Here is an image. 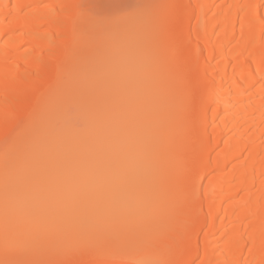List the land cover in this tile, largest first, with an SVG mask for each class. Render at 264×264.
I'll return each instance as SVG.
<instances>
[{"label": "bare ground", "instance_id": "obj_1", "mask_svg": "<svg viewBox=\"0 0 264 264\" xmlns=\"http://www.w3.org/2000/svg\"><path fill=\"white\" fill-rule=\"evenodd\" d=\"M82 2L104 15L118 4L179 6L168 58L144 47L149 67L139 87L149 96L153 125L129 180L142 188L178 177L159 194L185 203L181 264H264V0H0V141L11 127L5 116H26L38 97L46 101L43 121L55 124L70 100L75 111L83 75H67L59 90L52 85L73 38L75 10L63 6ZM172 48L188 58L194 130L185 86L169 70ZM41 127L36 121L18 132ZM53 142L48 137L40 147ZM2 221L0 192V260ZM76 264L98 262L83 256Z\"/></svg>", "mask_w": 264, "mask_h": 264}, {"label": "snow or ice", "instance_id": "obj_2", "mask_svg": "<svg viewBox=\"0 0 264 264\" xmlns=\"http://www.w3.org/2000/svg\"><path fill=\"white\" fill-rule=\"evenodd\" d=\"M74 9L72 42L55 67L52 88L69 74H81L84 90L63 109L55 124L43 121L46 101L38 97L26 116H5L8 128L0 153L3 197L0 264H76L91 256L98 264H181L186 208L166 200L159 186L138 187L131 169L151 138L149 96L139 87L148 65L147 45L167 54L177 22L175 4L117 5L104 15L88 3ZM188 58L171 49L169 70L185 86L186 115L195 124L196 98L185 66ZM42 127L30 135L18 129ZM87 135H80L81 130ZM53 137L46 149L40 145Z\"/></svg>", "mask_w": 264, "mask_h": 264}, {"label": "rangeland", "instance_id": "obj_3", "mask_svg": "<svg viewBox=\"0 0 264 264\" xmlns=\"http://www.w3.org/2000/svg\"><path fill=\"white\" fill-rule=\"evenodd\" d=\"M105 10V9H104ZM78 258V257H77Z\"/></svg>", "mask_w": 264, "mask_h": 264}]
</instances>
